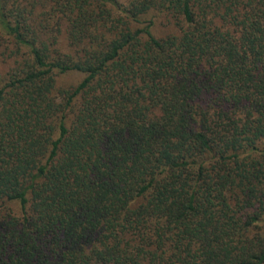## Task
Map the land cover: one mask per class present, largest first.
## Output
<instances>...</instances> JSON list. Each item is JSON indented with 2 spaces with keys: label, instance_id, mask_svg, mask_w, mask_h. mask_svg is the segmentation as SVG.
Returning <instances> with one entry per match:
<instances>
[{
  "label": "trees",
  "instance_id": "obj_1",
  "mask_svg": "<svg viewBox=\"0 0 264 264\" xmlns=\"http://www.w3.org/2000/svg\"><path fill=\"white\" fill-rule=\"evenodd\" d=\"M0 264H264V0H0Z\"/></svg>",
  "mask_w": 264,
  "mask_h": 264
},
{
  "label": "rangeland",
  "instance_id": "obj_2",
  "mask_svg": "<svg viewBox=\"0 0 264 264\" xmlns=\"http://www.w3.org/2000/svg\"><path fill=\"white\" fill-rule=\"evenodd\" d=\"M82 77L83 76L81 74L69 73L60 77L58 82L60 85L67 87L70 85L77 84L82 79Z\"/></svg>",
  "mask_w": 264,
  "mask_h": 264
}]
</instances>
